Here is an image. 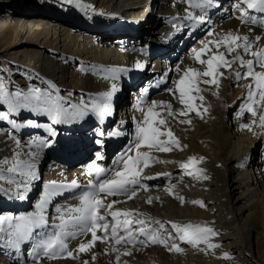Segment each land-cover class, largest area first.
Listing matches in <instances>:
<instances>
[{
    "label": "bare ground",
    "instance_id": "1",
    "mask_svg": "<svg viewBox=\"0 0 264 264\" xmlns=\"http://www.w3.org/2000/svg\"><path fill=\"white\" fill-rule=\"evenodd\" d=\"M142 1L80 0L81 6H78L62 3L61 0H0V76L10 92L27 94L29 88L34 87L53 96L68 97L71 93L73 103L81 97L89 102L92 99L103 102L105 98L101 94L112 93L108 103L112 105L113 114L103 121L89 112L81 119L55 126L46 113L33 107L9 113V120L0 119V175L6 177L0 180V204L7 203L0 207V215L18 218L40 211L36 205L44 193L51 190V181L67 184L75 179L79 184L77 188H58L44 205L43 214L48 223L45 228L36 231L45 239L58 231L60 213L78 205L81 194L88 190L89 181L103 179L97 173L89 175L87 165L95 162L100 168L111 169L114 162L120 160L134 138L137 123L144 119V113L139 109L147 111L152 101L170 103L174 112L185 109L173 83L182 73H177L175 68L177 65L181 68L200 67L193 61L190 49L201 47L198 41L205 39L209 29L219 33L239 30L241 34H247L252 28L249 38L261 36L258 46L264 47V27L260 24H241L236 18L238 13L233 11V0H215L206 12L210 23L203 25L184 19L185 9L189 8L188 0H156L153 9L144 8ZM190 10L200 14L199 8ZM47 11H53V16H46ZM59 11L70 15L90 14L93 20L102 23V29L115 23L118 15L140 21L148 19V24H141L140 35L130 33L131 26L125 28L120 24L125 30L117 37H111L97 30H77L57 19ZM251 14L256 15L258 20L264 17L258 12ZM173 24L180 26V30L177 31ZM145 29L148 32H142ZM137 63L143 68H137ZM116 69L127 70L114 71ZM142 75L143 78L136 79ZM46 81L54 84L59 92L50 88ZM247 83L241 80L238 86L230 74L221 78L218 95L204 91L202 105L194 99L193 103L200 105L201 115L192 111L186 117H179L190 120V123H178L167 115L163 106L158 105L154 111L167 119L168 127L179 139L180 145L187 147L151 152L153 157L172 163L150 161V166L144 169L145 174L166 172L170 175L144 181L149 186L147 193L140 190L133 199L124 195L108 197V201H121L115 205L116 209H138L161 221L207 222L219 233L212 238V243L221 247L207 249L204 244L193 247L176 240L175 243L183 251H169L163 245L153 244L139 251L134 249L132 256H121L122 262L264 264V133L256 125H253L252 131L241 129L242 124H248L253 119L246 111L241 114L246 96L244 85ZM113 85L116 88L114 92ZM0 111L7 112L8 106L0 104ZM11 120L15 121V126ZM29 120L39 126H29ZM50 125L57 135L53 138L55 143L46 147L43 141L49 139ZM161 128L163 130V126ZM97 129L104 131L105 135H97ZM111 131H119L121 135L109 136L107 133ZM160 139L166 140L167 137ZM97 140L103 143L97 144ZM17 153L19 160L33 165L30 170L24 164L20 165L29 172L27 176L6 171L17 159ZM29 153L33 155L30 157ZM97 153L102 158L98 159ZM191 156L204 158L197 167L204 169L209 179H196L180 168V162H186ZM5 159L9 161L7 165ZM9 180L25 181L27 187L18 189L16 183L10 184ZM172 185H175V195L165 191ZM19 191H23L26 202L15 203ZM147 195L159 197V200L154 199L147 204ZM176 195L182 196L185 202L182 204L175 198ZM193 200H200L206 206L190 203ZM17 204L30 205L24 210L19 209ZM97 234L100 235L99 232ZM5 238L6 234L0 233V264H33L29 253L36 241H24L17 250L7 247ZM89 240L90 234L69 237L66 241L68 250L76 255L74 250L78 244ZM224 253H228L230 258H223ZM93 254L96 256L94 261ZM115 256L108 244L97 241L90 252L80 253L77 259L43 258L40 264H82L85 260L89 264H116Z\"/></svg>",
    "mask_w": 264,
    "mask_h": 264
},
{
    "label": "snow or ice",
    "instance_id": "2",
    "mask_svg": "<svg viewBox=\"0 0 264 264\" xmlns=\"http://www.w3.org/2000/svg\"><path fill=\"white\" fill-rule=\"evenodd\" d=\"M62 3L80 5V0H61ZM189 8L185 9L186 16L184 19L192 20L197 24L203 25L210 23L207 20V9L212 7L215 0H188ZM87 7V5H82ZM199 8L200 14H194L190 9ZM233 11L238 13L237 19L241 24L257 25L264 27V17L258 20L252 12L264 14V0H233ZM103 15V13H101ZM173 27L180 30V26L173 24ZM252 28L248 29L247 34H241L239 30L228 31L225 33L214 32L209 29L206 32L205 39L198 41L201 47H193L190 52L193 54L192 59L200 67L187 66L181 68L177 65L175 71L182 73L178 80H174L175 91L179 93L178 99L185 109L172 110V105L164 101H152L147 111L139 109L144 113L142 122H138L133 140L120 156V160L114 162V167L105 169L98 167L95 162L87 165L88 174L97 173L103 176V179H97L95 182L89 181L88 190L81 194L78 205L65 209L60 213V221L57 226L58 231H54L47 238L41 237L37 229H43L47 226V219L43 214V208L48 203L49 198L56 194L57 189L77 188L79 184L73 179L69 183H58L51 181V190L46 191L40 202L36 205L40 211L30 213L18 218L0 216V233L6 234L4 242L7 247L19 250V246L24 241H36L32 245V251L29 255L32 257L33 264H40L43 258H73L77 259L80 253L90 252L97 241L109 245L111 252L116 253V264H128V261H121V256H132L133 250H141L153 244H160L168 248L169 251H183L176 243V240L185 242L193 247H199L201 244L207 246V249H215L221 245L212 243V238L219 235L215 229L207 222H175L161 221L138 209H116L115 205L121 201H108V197L124 195L127 199L135 198L140 190L145 193L149 191V186L144 181L156 179L160 176H169V173H156L147 175L145 168L150 166V161L155 163H172V161H161L151 155L153 150L158 152H168L174 147L181 150L187 145H180L179 139L168 127V121L154 109L160 105L167 110V115L172 116L178 123H190L188 119H179L181 116H187L188 112L195 111L201 115L200 105L193 103L194 99L204 101L203 92L212 91L213 95H218L219 81L226 75H232L239 86L241 80L248 81L244 85L246 96L244 103L241 105V114L245 111L253 117L248 124H242L241 129L253 130V125L258 126L264 133V47L258 46L261 36L257 35L254 39L249 36ZM208 37L213 39L208 40ZM249 57V58H246ZM235 65V67H233ZM137 68H143L140 63L136 64ZM127 69H116L114 71H126ZM165 74V77L166 78ZM49 87L56 89V86L50 81H46ZM159 83V82H158ZM157 83V86H158ZM201 85H208L202 88ZM213 87L215 90H213ZM116 90L115 85L112 91ZM172 92L173 89H168ZM147 92V89L144 90ZM68 97L53 96L52 93L41 90L40 88L30 87L27 94L20 91L10 92L4 79L0 76V104H6L8 111H0V119L9 120V113L15 112L20 108L33 107L46 113L51 120L52 125L70 123L88 115L89 112L94 114L97 119L103 121L105 117L113 114V109L108 103L111 92L102 93L105 99L101 102L98 99H92L90 102L85 101L83 97L76 103ZM258 109L262 110L259 111ZM206 112L207 109H204ZM258 116V124H257ZM15 126V121H10ZM29 126L38 127L35 121L29 120ZM163 126V130L161 128ZM49 139L43 141L46 147L52 146L54 137L57 135L55 129L49 126ZM109 136L121 135L119 131L107 133ZM97 135L103 137L105 132L97 129ZM167 137L166 140L160 137ZM18 143V142H17ZM97 144H102V140H97ZM30 157L33 155L28 154ZM17 159L7 167V173H19L27 176L29 172L24 171L20 165L24 164L28 170L32 169L31 163ZM97 158L102 156L97 153ZM203 157L191 156L186 162H180V168L186 171L187 175L194 176L196 179H209L204 174V169L198 168L197 165L202 163ZM7 165L9 161L4 160ZM191 169V171H189ZM6 177L0 175V180ZM16 183L18 189L27 187L25 181H8ZM175 185L168 187L165 191L175 195L173 188ZM20 199H24L23 191L17 192ZM177 199L183 204L185 202L182 196L176 195ZM159 200V197L147 195L145 203L151 204L153 200ZM192 204H198L205 207L200 200L190 201ZM59 211V210H58ZM15 221V222H14ZM100 233L98 235L97 233ZM91 235V240L81 241L77 248L68 250L66 243L69 237L75 238L78 235ZM121 249L123 251H121ZM223 258L229 259L228 253L223 254ZM96 259L95 254L92 260ZM82 264H89L85 260Z\"/></svg>",
    "mask_w": 264,
    "mask_h": 264
},
{
    "label": "rangeland",
    "instance_id": "3",
    "mask_svg": "<svg viewBox=\"0 0 264 264\" xmlns=\"http://www.w3.org/2000/svg\"><path fill=\"white\" fill-rule=\"evenodd\" d=\"M154 18H155V17H154ZM144 36H145V35H144ZM143 77H144L143 75H142V76H138V77H136V79H138V78H143ZM144 81H145V80H143V83H144ZM140 84H142V82H140ZM140 84H139V85H140ZM139 85H136V86L138 87ZM136 86H135V87H136ZM137 87H136V88H137ZM136 88H134V89H136ZM129 89H130V88H129ZM45 119H46V118H45ZM46 121H48V119H46ZM56 125H57V124H56ZM56 125H55V126H56ZM73 151H74V150H73ZM113 154H114V153H113ZM87 156L91 157V155H89V154H88ZM112 156H113V155H112ZM71 159H72V158H71ZM18 199H19V200H18ZM18 199L16 198L15 203H16V202H17V203H18V202H26L24 199H20V198H18ZM28 200L30 201L29 198H28ZM4 203H5V202H4ZM4 203H3V205L5 206L7 203H6V204H4ZM29 205H30V204L26 205V207L28 208ZM16 206H17L19 209H24V210L27 209L24 205H21V204H20V205L17 204Z\"/></svg>",
    "mask_w": 264,
    "mask_h": 264
}]
</instances>
